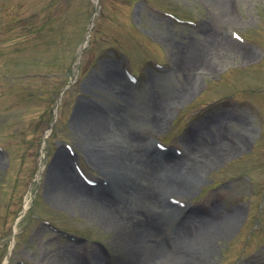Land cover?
I'll list each match as a JSON object with an SVG mask.
<instances>
[{
    "label": "rangeland",
    "instance_id": "obj_1",
    "mask_svg": "<svg viewBox=\"0 0 264 264\" xmlns=\"http://www.w3.org/2000/svg\"><path fill=\"white\" fill-rule=\"evenodd\" d=\"M218 1L0 0V264H85L92 251L104 264H128L100 216L48 196L60 152L88 193L122 202L124 191L145 188L138 172L124 170L116 179L100 170L90 156L92 138L75 116L80 107L93 106L125 136L112 121L123 97L111 93L102 77L114 65L126 86V112L135 121L129 129L175 165L152 176L159 201L182 214L176 220L184 223L206 215L207 225L222 229L233 221L213 238L205 258H190L197 264H264V0ZM215 6L230 9L234 19H220ZM207 29L216 40L252 53L205 51ZM191 50L212 67L181 66ZM185 79L191 88L183 86ZM151 96L159 102L156 123L146 119L142 104ZM226 114L243 120L235 125L218 117ZM208 118L217 122L199 134V144L218 138L230 145L213 158L182 142ZM155 141L169 148H156ZM114 146L124 154L126 143ZM74 163L97 185L85 183ZM191 175L197 180L188 190ZM164 192L188 204L184 213L166 204ZM174 222L156 237L164 248L174 244ZM195 228L187 225L183 232L193 239Z\"/></svg>",
    "mask_w": 264,
    "mask_h": 264
},
{
    "label": "bare ground",
    "instance_id": "obj_2",
    "mask_svg": "<svg viewBox=\"0 0 264 264\" xmlns=\"http://www.w3.org/2000/svg\"><path fill=\"white\" fill-rule=\"evenodd\" d=\"M222 1L223 0H219L218 2L222 3ZM224 8L225 6H215V11L219 14L220 19H234L231 16L230 9L226 8V10H224ZM213 37L214 36L209 33V29H207L204 36L205 51L212 50L214 47L219 51L228 52L236 49L243 51L242 48L228 40H216ZM248 53L251 54L252 52L248 51ZM248 53L243 51L244 56ZM178 55L179 54H177V56ZM199 55L197 51H189L188 55L184 58V62L181 63V66L185 68L198 64L211 68L212 64L207 63L204 59L202 60V57ZM114 66H110L106 69L102 77L106 87L111 93L123 97L119 99L125 103V105H119L118 112H116V114L114 113L115 116L112 118V121H116L118 125L122 126L125 136L119 134L111 124V121L109 120L107 122L100 114V111L93 106L80 107L75 111V116L77 121L84 124L85 132L92 138L89 143L94 145L96 149H92L90 156L95 158L97 165L101 167L100 170H102L104 174L115 177L116 179H119L118 175L124 170L138 172L140 176L144 175L142 180L145 181V188L137 191L131 190L129 193L124 191L126 197L122 202L109 198L101 192L95 193L92 191L88 193L78 186L77 182L79 183V179L74 175L77 179L76 182V179L71 176L72 170H70L69 166H66L65 163L66 155L64 152H60L52 162V166L55 164V167L48 187V196L54 201L60 199L70 204L78 205L82 210L90 209L97 214V216H100L99 222L114 232L116 236L115 240L122 246L121 255L128 260V264H197L195 261L196 257L195 259H191L190 257L193 256L194 253L195 255L201 253L205 258L207 256L206 249L210 247L213 238L224 233V231L231 226L233 221L230 219L226 224L222 225V229L207 225L206 221H208V217H206V215L198 216L197 219L189 220L184 223L182 221L183 219L177 221V216L174 215V211L167 208L162 201H159V193L155 192L153 188L152 176L157 174L159 169H172L175 165L165 162L164 160L171 156L163 157L157 155L150 145H144V142L129 129L130 124L135 121L131 120L126 112V107L129 103L128 98H125L127 94L125 91L126 86L122 82V79L119 78L118 73L114 71ZM183 86L190 87L189 80L185 79ZM142 104L146 112V119L149 120L150 123H156L155 118L160 113L158 99L151 96ZM218 117L232 122L235 125H239L243 120L234 114H226ZM213 120H215V118H208V120L203 121L202 125L190 128V131L182 139L183 144L192 151L203 152L209 158H213V154L219 151L230 149V145L226 143V141L223 142L224 144H221L222 141H219L218 138L211 144H199V134L207 130V126H209ZM215 122H217V120L211 125H214ZM246 131H248V129ZM125 139H127L128 142H126ZM116 143L120 145L126 143V150L123 155L118 153L114 146ZM143 146L145 147L143 148ZM57 157L60 158V160L55 162ZM161 159H163L164 162L158 161ZM42 168L43 166L40 162V170ZM196 180V177L191 175V180L187 183L188 190H193ZM172 220H175L172 227L174 244L165 245L166 248H164L162 247V242H156V237L159 236L160 232L167 227ZM187 225L199 226V228H195L196 236L193 239L186 236L183 232V229H186ZM200 227L202 228L201 231ZM166 252L172 255V258L169 257ZM89 254L90 262L86 260L85 264H104L103 258H101L99 253H94V251H92ZM176 257H183V261L174 259Z\"/></svg>",
    "mask_w": 264,
    "mask_h": 264
}]
</instances>
